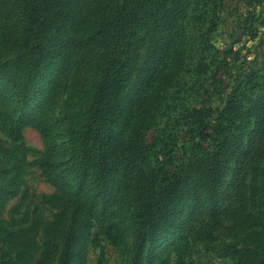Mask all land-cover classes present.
<instances>
[{
	"label": "rangeland",
	"instance_id": "obj_1",
	"mask_svg": "<svg viewBox=\"0 0 264 264\" xmlns=\"http://www.w3.org/2000/svg\"><path fill=\"white\" fill-rule=\"evenodd\" d=\"M110 1L29 46L27 0H0V264H264V0H168L100 108Z\"/></svg>",
	"mask_w": 264,
	"mask_h": 264
},
{
	"label": "trees",
	"instance_id": "obj_2",
	"mask_svg": "<svg viewBox=\"0 0 264 264\" xmlns=\"http://www.w3.org/2000/svg\"><path fill=\"white\" fill-rule=\"evenodd\" d=\"M72 0H27L28 9L31 16V24L26 35V44L30 46V40L46 37L50 32L51 27L54 26L56 18L62 15L63 10ZM144 1L142 14L135 15L137 5ZM174 0H171V2ZM111 7L106 18L100 23L96 29L94 36L105 35V58L103 60V75L98 83L96 90L97 100L95 105H100V108L104 103H112L120 94L123 79V64H124V44L130 37L131 29L134 23L142 21V19L154 18L159 14L161 8H164L168 4V0H111ZM136 11V12H135ZM136 20V21H135ZM44 45L35 44L33 51L37 57H41ZM39 62L35 60L34 54L29 58L31 66ZM9 136L14 137V126H5ZM19 136H15L14 139H18ZM161 147L159 151L166 150L167 143L164 139L161 140ZM167 165V163H162ZM23 166H17L11 170L5 171V176L16 175L22 172ZM157 173V172H156ZM155 173V177L158 173ZM162 191L156 183L149 182L148 186H145L139 197H146L147 204H151L161 196ZM163 199V198H162ZM152 205V204H151ZM146 207V206H145ZM152 207H154L152 205ZM264 260V259H263ZM63 264V262H61Z\"/></svg>",
	"mask_w": 264,
	"mask_h": 264
}]
</instances>
